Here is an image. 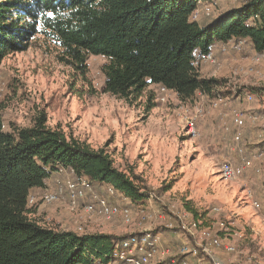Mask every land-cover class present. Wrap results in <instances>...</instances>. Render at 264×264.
Instances as JSON below:
<instances>
[{
    "label": "rangeland",
    "instance_id": "1",
    "mask_svg": "<svg viewBox=\"0 0 264 264\" xmlns=\"http://www.w3.org/2000/svg\"><path fill=\"white\" fill-rule=\"evenodd\" d=\"M243 1L217 3L210 16L201 13L203 20L199 23H206ZM58 53L54 46L37 37L25 51L1 62L4 130H8V124L29 127L42 111L50 128L62 130L93 150L104 149L115 168L123 172L132 168L149 191L168 189L156 201L147 200L137 206L119 194L111 199L117 206L132 211L131 226L119 221L80 219L67 210L65 203L39 206L33 210V218L54 228V216L64 211L75 221L64 227L72 231L81 223L85 233L118 238L157 234L160 250H200L204 234H219L245 256H252L254 264H264V104L249 93L251 89L264 88V53L256 54L246 41L218 45L212 50L213 63H204L199 69L201 77L220 81L216 95L201 98L196 93L192 100L180 101L170 93L165 102L159 101L160 86L154 85L146 87L137 99L103 93L101 67L106 59L89 56L83 81L58 61ZM245 94H250L252 100L245 99ZM217 96L223 97L225 103L212 107L210 102ZM197 108L203 113L196 115ZM233 111L244 117L240 142L233 140ZM189 117L196 121L194 134L188 131ZM225 126H229V131L224 130ZM242 159L250 162L243 175L234 182L224 181L220 175L223 162L240 165ZM46 183L53 187L52 179ZM105 190L104 185L94 189L98 196ZM139 210L155 218L138 225ZM193 223L194 235L182 229ZM235 232L237 236H233ZM216 253L221 260L214 258L222 264H239L234 255L220 250Z\"/></svg>",
    "mask_w": 264,
    "mask_h": 264
},
{
    "label": "trees",
    "instance_id": "2",
    "mask_svg": "<svg viewBox=\"0 0 264 264\" xmlns=\"http://www.w3.org/2000/svg\"><path fill=\"white\" fill-rule=\"evenodd\" d=\"M212 1L220 0H0V64L41 37L83 81L89 56L106 59L103 93L137 99L154 85L180 101L196 93L213 96L221 83L200 76L197 57L243 41L263 54L264 0H244L206 23L190 21L199 4ZM249 93L264 104V88ZM61 170L110 187L135 206L168 189L149 191L132 168H115L104 149L50 128L42 111L29 127L8 124L4 130L0 108V264H123L111 255L124 238L59 231L26 208L28 195L41 193Z\"/></svg>",
    "mask_w": 264,
    "mask_h": 264
},
{
    "label": "built area",
    "instance_id": "3",
    "mask_svg": "<svg viewBox=\"0 0 264 264\" xmlns=\"http://www.w3.org/2000/svg\"><path fill=\"white\" fill-rule=\"evenodd\" d=\"M222 1L238 3L240 0H220L219 2ZM217 3L216 1H212L199 4L190 14V21L202 22L201 13L205 16H210L216 8ZM200 5H203L202 12ZM213 61L214 57L212 51H210L204 56L197 57L195 65L200 69L202 64L213 63ZM159 92L160 102H165L167 96L170 93L173 94V92L164 87H159ZM214 93L213 95L215 96L216 94ZM200 96L201 98L209 97L206 94H200ZM244 96L245 99L252 100L250 94H245ZM223 103H225L224 98L217 96L211 100L210 105L212 107H218ZM195 113L196 115H200L203 112L202 109L197 108ZM195 118L189 117L186 119L188 131L192 134L195 132ZM231 123L235 128L233 140L240 142V130L245 126L243 115L237 111H233L231 114ZM224 130L226 132L229 131V126H225ZM238 153L241 154V150H238ZM249 166L250 162L244 159H242L240 165H234L229 161H225L221 166L220 175L224 181L234 182L243 175L245 169ZM52 182V188H49L48 183H45L40 195L34 193L28 195L26 203L28 210H34L39 206H52L58 203H65L67 210L80 219L95 218L104 222L119 221L126 226L133 225L132 211L129 208L117 206L111 200L116 197V193L112 188L106 187L105 194L98 196L94 191L96 187L94 182L84 175H78L73 170H61L56 174ZM139 211L138 225L151 222L155 218L154 215L148 214L144 210ZM37 221L42 224L40 220ZM262 221L264 224V214ZM83 229L80 223L74 232L77 234H85ZM182 229L186 233L194 235L196 225L194 223L187 227L183 225ZM207 231L209 233L211 232L210 230ZM233 236H237V233H233ZM158 242L159 238L157 234L141 233L138 235H130L115 245L111 255V261L123 264H222L218 259L214 258V256H217L216 252L220 250L229 256L234 255V260L239 264H254V258L252 256H245L243 251H238L233 243L228 241L225 236H220L219 234H212L211 236L210 234H204L200 242V250L198 248L188 249L186 247L181 250H160Z\"/></svg>",
    "mask_w": 264,
    "mask_h": 264
},
{
    "label": "crops",
    "instance_id": "4",
    "mask_svg": "<svg viewBox=\"0 0 264 264\" xmlns=\"http://www.w3.org/2000/svg\"><path fill=\"white\" fill-rule=\"evenodd\" d=\"M33 191L35 192V191H38V190L35 189V190H32V192ZM54 219L56 221V222H53V225H54L55 229L64 230V231H72L71 229H66L64 227H65V225L71 226L73 224V222H75V221L73 219L71 220L69 215L66 214L64 211L58 212V214H56L54 216ZM43 222H45V221L43 220ZM45 224H46V222H45ZM53 225H51V226H53ZM47 226H50V224L49 225L47 224ZM217 256H218V254H217ZM218 259L221 260L220 257Z\"/></svg>",
    "mask_w": 264,
    "mask_h": 264
}]
</instances>
